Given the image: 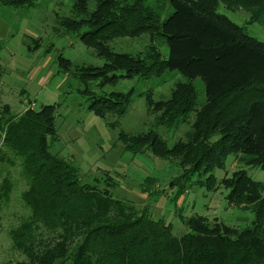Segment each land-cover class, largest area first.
I'll use <instances>...</instances> for the list:
<instances>
[{
	"label": "trees",
	"instance_id": "1",
	"mask_svg": "<svg viewBox=\"0 0 264 264\" xmlns=\"http://www.w3.org/2000/svg\"><path fill=\"white\" fill-rule=\"evenodd\" d=\"M99 1L91 0L96 7L99 5L98 9L93 8L94 11L97 9L95 12L89 7L83 9L86 5L77 11L79 5L76 3L72 10L74 16L66 19L62 27L76 33L86 47L94 50L96 57L104 60L101 69L77 66L66 59L60 61L63 72L82 84L81 94L91 102L88 111L101 119L123 117L130 108L132 93L124 95L110 91L107 94L106 87L124 79H149L163 71L178 72L189 83L200 79L207 98L230 89L241 92L234 101L245 102L249 124L254 122L252 126L226 132L218 142L208 145L210 136L219 129L217 123L231 122L229 115L235 102H231L230 107L218 109L214 116L209 113V117L200 118L197 130L189 134V139L181 146L198 145L195 172L216 170L229 153L248 158L260 156L259 138L264 137V83L257 84L256 78L258 72L264 70V54L223 27L218 21L220 17L213 19L200 13L197 5L204 1L211 4L212 0H170L173 12L163 21L148 13L146 7L143 9L140 0L126 9L121 8V15L105 10L108 0L103 4ZM219 1L229 9H246L254 21L264 25V0ZM0 4L18 9L32 7L34 3L32 0H0ZM213 5L216 7L218 3ZM74 25H81L85 31L77 34ZM114 34L117 38L146 34L162 37L167 42L168 59L147 54L142 65L134 64L136 60L122 53L113 54L107 48L108 37ZM110 57L115 62L121 60V67L119 63L108 61ZM78 69L82 70L77 72ZM254 80L257 87L253 85ZM180 86V89L188 88L185 84ZM189 92L179 106L161 120V125H173L176 121L184 123L194 104V93ZM4 112L8 114L9 111ZM55 119L56 107L46 106L38 112L28 110L18 117H5L0 121L1 145L20 159L23 175L28 181L22 201L29 216L9 235L14 250L25 251L34 240L32 231L43 227L53 234L63 235L73 245L70 256L60 264H264V187L259 183L247 175L239 176L226 196L227 201L240 207L242 202L249 201V197L243 198L242 194L248 189L254 190L256 197L250 196L254 203L245 205L244 209L253 215L251 229L235 232L223 223L211 225L207 218L193 216L182 220L187 232L177 237L172 227L162 220L156 221L145 212L139 213L134 206L124 204L96 185L82 184L78 169L50 151L51 139L55 138ZM120 140L125 151L132 155H142L146 150L161 154L163 147L152 132L141 136L121 132ZM176 148L175 145L171 151ZM214 178L209 177L207 187L199 186L211 190ZM3 184L0 200H6L10 192L8 181ZM186 184L180 186V194L185 193Z\"/></svg>",
	"mask_w": 264,
	"mask_h": 264
},
{
	"label": "rangeland",
	"instance_id": "2",
	"mask_svg": "<svg viewBox=\"0 0 264 264\" xmlns=\"http://www.w3.org/2000/svg\"><path fill=\"white\" fill-rule=\"evenodd\" d=\"M32 1V7L18 9L0 4V121L5 117H18L28 110L38 112L43 107L55 106V138L51 139V153L75 166L82 184L96 185L124 204L134 206L139 213L145 212L153 220H162L172 227L177 237L187 232L182 220L193 216L205 217L211 225L223 223L235 232L251 229L253 215L244 209L245 205L254 203V198H250L256 197L254 190L248 189L242 194L243 198L249 197V201L242 202L240 207L227 201L226 196L239 176L247 175L264 187V137L259 138L261 154L257 158L229 153L217 169L210 172H195L193 169L197 157L196 143L191 148L181 147L189 139L188 135L197 130L200 118L209 113L214 116L218 109L230 107V103L235 102L234 97L241 92L230 89L207 98L200 79L189 83L178 72L163 71L149 79H124L106 87L107 94L110 91L124 95L132 93V98L125 116L101 119L88 111L91 102L81 94L84 88L78 79L60 68L61 59L81 67L103 68L104 60L96 57L93 49L86 47L76 33L62 28L66 19L74 16L72 10L78 1ZM81 1L77 3V11L83 5L87 7L83 9L89 7L91 11L96 7L91 0ZM103 1L99 2L103 4ZM136 1L108 0L105 10L121 15V8L126 9ZM140 1L143 9L146 7L148 13L161 21L173 12L170 0ZM210 3L204 1L197 5L202 15L213 19L220 17L218 21L223 27L264 54L262 23L254 21L246 9H229L219 0ZM215 3H218L216 7ZM96 8H99L98 4ZM74 29L77 34L85 31L81 25H74ZM106 46L113 54L122 53L136 60L134 64L137 65H142L147 54H158L165 61L169 55L166 40L149 34L136 38H117L114 34L108 37ZM111 60L114 61L112 57L108 58ZM115 63L121 67V60ZM79 70L82 69L77 72ZM256 81L257 84L264 83V70L258 72ZM181 84L188 88L180 89ZM253 85L256 86L255 80ZM189 91L194 93V104L184 123L176 121L173 125H161V120L179 106ZM96 93L103 94L100 90ZM5 110L9 111L8 114ZM229 119L230 123H217L219 129L206 144L213 145L231 130L254 125V122L249 124L245 102L240 100L233 105ZM121 132L130 136L152 132L165 149H160L161 154L146 150L142 155H132L124 149ZM2 140L3 133L0 136V189L6 180L10 192L6 200H0V264H60L70 256L73 245L63 235L58 236L59 233L53 234L43 227L32 231L34 240L25 251L13 248L9 235L29 216L22 201L28 190V181L23 175L20 159L3 149ZM175 145L178 148L171 151ZM210 176L215 178L211 190H208L205 187L210 183ZM185 184V193L180 194V186ZM262 194L264 197V192Z\"/></svg>",
	"mask_w": 264,
	"mask_h": 264
}]
</instances>
